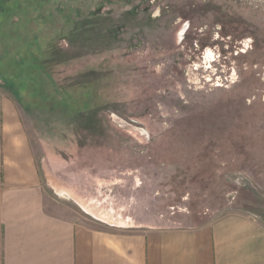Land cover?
<instances>
[{
  "label": "rangeland",
  "instance_id": "1",
  "mask_svg": "<svg viewBox=\"0 0 264 264\" xmlns=\"http://www.w3.org/2000/svg\"><path fill=\"white\" fill-rule=\"evenodd\" d=\"M0 87L46 194L88 223L264 198V0H0Z\"/></svg>",
  "mask_w": 264,
  "mask_h": 264
},
{
  "label": "crops",
  "instance_id": "2",
  "mask_svg": "<svg viewBox=\"0 0 264 264\" xmlns=\"http://www.w3.org/2000/svg\"><path fill=\"white\" fill-rule=\"evenodd\" d=\"M248 200L193 226L88 223L46 194L16 103L0 87V264H264V198Z\"/></svg>",
  "mask_w": 264,
  "mask_h": 264
}]
</instances>
